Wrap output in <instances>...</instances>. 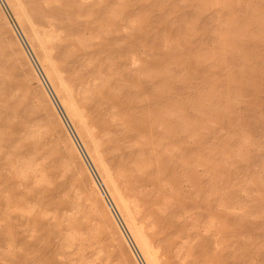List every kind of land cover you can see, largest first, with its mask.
<instances>
[{
	"label": "bare ground",
	"instance_id": "6f19581e",
	"mask_svg": "<svg viewBox=\"0 0 264 264\" xmlns=\"http://www.w3.org/2000/svg\"><path fill=\"white\" fill-rule=\"evenodd\" d=\"M0 156V264H264V0H0Z\"/></svg>",
	"mask_w": 264,
	"mask_h": 264
},
{
	"label": "rangeland",
	"instance_id": "374dc122",
	"mask_svg": "<svg viewBox=\"0 0 264 264\" xmlns=\"http://www.w3.org/2000/svg\"><path fill=\"white\" fill-rule=\"evenodd\" d=\"M0 157H2V156H0ZM1 159H2V160H1ZM1 159H0V163H2L1 161H3V158H1ZM1 169H2V170H1V172H2V171H3V169H5V167H4V166H2V167H1Z\"/></svg>",
	"mask_w": 264,
	"mask_h": 264
}]
</instances>
